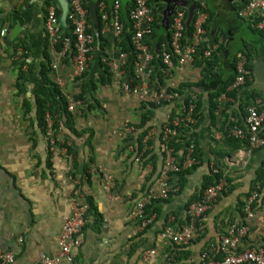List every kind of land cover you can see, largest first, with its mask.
Listing matches in <instances>:
<instances>
[{"label":"crops","instance_id":"0c3cea01","mask_svg":"<svg viewBox=\"0 0 264 264\" xmlns=\"http://www.w3.org/2000/svg\"><path fill=\"white\" fill-rule=\"evenodd\" d=\"M116 1L123 31L128 34L131 31L126 28L131 25L128 8L133 0H86L87 18H90L92 4L96 6L98 19L100 6L104 4L109 9ZM146 1L151 12V8L161 6L157 12L162 20L166 0ZM184 1L195 7L189 26L198 12L207 15L200 50L216 48L209 57L199 51L193 62L174 68L166 86L198 82L206 60L212 62L215 79L222 83L234 81L236 64L242 58L246 60L244 84L239 89L227 90L232 95L220 97L215 126L211 125L208 114L207 92L201 88L187 89L184 96L154 111L145 127L148 131L154 130L153 137L144 148L146 131L141 140V151H138L137 141L145 128L134 130L132 127L139 123L143 113L141 101L121 91L119 77L114 73L111 72L112 80L106 82L107 76L101 65V59L118 61L120 55L116 45L120 36L114 35L109 21L101 20L100 29L97 25L89 30L97 32L99 38L89 54L86 72L80 79L72 81L70 57L59 58L57 46H51L44 30L46 0H0V249L12 251L17 264H33L41 254L53 257L58 252L62 218L69 212L71 201L76 200L88 208V198L101 215L102 222L97 226L92 213L87 210V222L80 234L81 245L73 250V261L62 264H137L143 253L150 249L156 253L146 264H164L175 257H181L182 263L200 264L199 255L206 244L217 243L227 226L232 224L246 228L241 249L260 248L264 244V213L260 201L252 203L254 215L250 220L239 204V201L245 204V195L255 190L258 174L264 173V147H237L228 144L223 134L232 136L234 128L244 129L248 107L245 101L259 112L264 111V84L259 83L253 73L258 58L264 56L263 34L256 28V18L245 20L238 15L245 0ZM178 9L185 13V34L189 39L192 32L188 35V9ZM2 30L6 32L1 36ZM100 44L103 53L99 50ZM17 49L26 52L24 60L15 59ZM45 53L51 68L47 77L66 99L79 100L82 87L85 89L88 104L76 108V111L85 108V113L79 118L80 123L75 120V128L93 131L91 143L95 163L86 172L83 168L89 165L91 153L83 138H69L66 141L69 153L61 161L52 158L51 169L47 166V141L36 120V98H49L54 111L59 112V97L51 95L40 74ZM24 62L26 67L22 65L21 71L26 76L18 89L21 74L18 65ZM124 67L122 70L127 74ZM59 80L61 86L56 84ZM201 93L200 123L195 130L199 164L182 177V190L178 184L181 177L170 178L169 186L174 195L167 203L148 199L150 190H158L156 179L163 162L159 133L166 116L170 109H176V106L179 109L185 97ZM261 133L264 135V122ZM146 152L149 154L145 156ZM73 164H76L75 178L69 174ZM212 167L227 175L230 179L227 188L231 190L222 193L206 213L201 239L177 251L179 255L175 254L173 245L160 240V232L168 219H172L175 228L184 225L187 219L185 204L196 191L199 193L205 178L212 174ZM102 174L111 180L107 183ZM143 198L147 204L160 201L156 204L159 211L152 215L147 228L138 230V223L129 219L128 214L134 203Z\"/></svg>","mask_w":264,"mask_h":264},{"label":"built area","instance_id":"2783aa9c","mask_svg":"<svg viewBox=\"0 0 264 264\" xmlns=\"http://www.w3.org/2000/svg\"><path fill=\"white\" fill-rule=\"evenodd\" d=\"M69 12L67 15V24L69 32L64 33L59 16L58 7L50 4L46 7L44 15V30L49 43L53 47H58L57 53L61 60L70 57L73 65V71L70 75L72 81L80 79L88 67L89 54L93 45L99 38L97 32H90L88 29L86 0H68ZM132 9L129 12V20L132 27L131 42L134 46L135 56L131 58L133 65L135 81L131 75H127L122 70L127 65V54L120 53L118 61H108L103 58L102 62L109 68V71L119 77V88L125 94L136 96L141 102H149L159 105L162 102H171L174 96L167 92L166 88L155 89L150 87L152 68L149 64L153 60V54L146 44L145 38L152 33L154 17L146 0H133ZM119 4L114 2L108 9L104 4L100 6V15L103 22L110 23L112 31L116 37L121 36L123 26L119 16ZM238 15L242 19L256 18V28L264 36V0H245L243 8ZM185 13L183 10H175L170 26L169 50L162 51V63L169 69H173V59L177 60V67L194 61L202 46L203 36L205 34L204 24L207 15L200 11L192 24V34L187 39L185 34ZM67 26V28H68ZM6 30L1 31V36ZM215 49L216 47L213 46ZM212 48V49H213ZM211 50H203L204 57L211 55ZM26 52L23 49H17L15 59L24 60ZM26 62L22 65L26 67ZM246 60L242 58L236 64V76L234 81L227 88L228 91L239 89L244 84V74ZM55 68V66L53 67ZM58 86L62 83L57 81ZM170 88H176L169 85ZM80 100L72 101L67 99V111L74 114L76 108L81 106ZM194 105L190 104L183 119L176 117L172 121L166 116L163 125V162L156 183L157 192L150 190L147 198L156 200H167L171 188L169 180L172 176H178L181 172L191 169L199 164V157L196 154L194 143L188 147L186 154L181 158H176L171 149L167 147V141L176 135V131L169 127H178L182 121L194 124ZM48 133L50 135V149L53 151V159L61 160V156L66 154L67 143L62 136L55 133L52 129V120L46 117ZM264 122V111L259 112L254 106L249 105L246 108V117L244 129L234 128L232 136L247 141L249 148L259 149L264 147V135L261 133V125ZM154 130L147 131L144 138V148L148 146L147 141L153 137ZM61 157V158H60ZM212 174L218 175L219 170L212 167ZM103 179L108 183L110 177L102 174ZM227 175L225 173L217 182L204 189L203 195L198 202L192 203L187 211L186 224L175 228L172 219L166 220L160 232V240L164 243H171L175 246H187L199 237V231L202 227L206 213L216 203L218 197L227 189ZM117 200V198H116ZM260 201L261 211L264 213V190L259 185L250 194L244 204L245 216L250 220L254 213L251 205L254 201ZM146 199H139L132 206L128 218L135 220L138 224V230H143L152 222L153 216H145ZM69 212L62 218V229L58 238V252L53 257L41 254L38 261L33 264H62L73 261V250L81 245L80 234L87 222V206L76 200H72ZM246 234V228L239 225H229L225 233L220 237L217 245H211L209 249L202 253V264H264V247L260 248H240L241 240ZM155 250L150 249L143 253L137 264H146L155 255ZM220 256L219 259L216 255ZM0 264H17L15 255L10 250L0 249ZM164 264H170L169 262Z\"/></svg>","mask_w":264,"mask_h":264},{"label":"trees","instance_id":"16d2710c","mask_svg":"<svg viewBox=\"0 0 264 264\" xmlns=\"http://www.w3.org/2000/svg\"><path fill=\"white\" fill-rule=\"evenodd\" d=\"M50 4H55L58 7V16H60V8L56 2V0H46L45 2V6L47 7ZM132 4L130 5V7L128 8V15L130 10L132 9ZM151 7V6H150ZM152 9V15L154 17V22L152 25V33L149 37L145 38L146 44L148 45L149 49L151 50L152 54H153V60L152 62L149 64V67L152 68V75H151V81H150V87L155 88V89H159V88H166L167 87V92L172 94L174 96L173 101L171 102H162L159 105L157 104H153V103H149V102H141V109L143 111V113L141 114V118L139 123L132 127V129L134 130H142V128H145L147 126V124L149 123V121H151V119L154 116V111L162 106H167L170 105L172 102H174L175 100H177L178 97L180 96H184L187 89H199L201 88L204 92H207V105H208V114H209V118L211 120V125L215 126L216 125V115L215 113L218 112L220 104L218 102V100L220 99V97L222 95H228L231 93H228L227 88L229 87V85L232 83L233 79H231V81H229L228 83H222V81H219L217 79L214 78V76H216L213 71H212V62L211 60H206V66L203 67L202 71H201V79L196 82V83H184V84H179V86H177L176 88H170L169 86H166L165 82H167L171 76L173 75V71L174 68L177 67V60H175V58L173 59V65L174 68L173 69H169L166 66L163 65L162 63V51L163 50H169V41H170V31H165L161 26V16L160 14L157 12L158 10L161 9V6H158L156 9L155 8H151ZM98 27L100 29L101 27V15L98 14ZM257 22V21H256ZM88 27L89 30H93L95 29V25L92 23V21L90 20V18L88 17ZM64 33H68L69 32V26L68 28L64 29L63 27H61ZM126 28H130V33H126V30L122 32L120 39L118 42H116L117 48L120 51V53H126L128 58H127V64L124 69L125 72L127 73V75H131V77H133V81H135V77H134V71H133V65L131 62V58L135 56L134 53V46L131 42V38H132V27L129 24L128 27ZM192 32V26L188 27V35H190ZM264 39V36H263ZM103 39H101L102 41ZM24 49V48H23ZM58 49V47H57ZM99 50L103 53L104 49L103 46L100 44L99 45ZM248 58V56H246ZM102 61V59H101ZM49 57L46 55L45 53V61L44 63H42L41 66V70H40V74L43 80V83L48 86L49 91H51V95H58L59 97V112L54 111L53 106L51 104V100L49 98H42L40 96H38L36 98V120L40 129L41 134L43 135V137H45L46 141H47V166L49 169H51V159L53 158V151L50 149V135L48 133V127H47V122H46V117L48 116L51 120H52V129L55 133H58L62 136L63 140L66 142L69 138L71 137H75V138H83L84 139V145L89 149V152L91 153L89 156V165H85L83 168V172H86V170L90 167V165L94 166V158L92 156V138H93V131L91 129H83L78 131L75 128V117L72 113L67 111V99L65 98V96L60 92V90L58 89V87L52 83L49 79H48V73L51 70V68L49 67ZM29 64H27L28 66ZM101 65L104 69V73L107 76L106 82H110L112 80V73L109 71V68L101 62ZM22 64L19 63L18 65V69L21 72V74L18 76V89L20 86V82L22 80H24L26 74L23 73L22 70ZM127 68L129 70H127ZM128 71V72H127ZM105 82H103L104 84ZM81 94L79 95V100L81 102L85 101V89L84 87H82L81 89ZM232 95V94H231ZM202 100H203V93L201 94H192L190 96H187L183 99L182 103L179 104L178 108L179 109H175L172 108L170 109L169 112V120L172 121L174 118L179 117L181 119H183L185 117V114L187 112V109L189 107L190 104H193L194 107V119H195V123L194 124H190L187 123L186 121H182L178 127H172L169 126L171 128H173L176 131V135L171 137L168 141H167V147L169 149H171L172 154L176 157V158H181L183 157L186 152L188 147L191 145V143H194L195 148L197 147L196 144V133L195 130L198 127L199 123H200V114H199V109L201 107L202 104ZM247 102V103H245ZM245 105L249 106L248 104V100L245 101ZM246 117V116H245ZM163 127V125H162ZM161 127L160 129V133H159V141L161 144V151L163 153V145L164 142L162 141L163 138V128ZM147 128H145L142 133L141 136L139 137V140L137 141L138 144V151H141L142 148V143L141 140L143 139V136L145 135ZM65 131V134L64 132ZM224 137L227 138V142L228 144H235L237 147H240L242 145H245L249 148V145L247 143V141L245 140H240L237 139L235 137H232L230 135H228V133H223ZM150 145V143H149ZM66 155L69 153V147L66 146ZM149 152H146L145 156L148 155ZM196 154L198 155L199 153L196 150ZM149 159V158H148ZM151 160V159H150ZM153 161V160H152ZM197 166H193L191 169L187 170V171H183L181 172L178 176H180L181 178L184 177V175L189 174L191 171H193ZM76 169V164H73L69 174L71 175L72 178H75V170ZM161 169V168H160ZM160 171L158 172V176H159ZM222 172L219 171L218 175H213L210 174L208 177L205 178L202 187H200L199 189V193L196 191L190 198L189 200L186 202L185 204V209L187 211L188 207L194 203V202H198L202 195H203V191L205 188L214 185L217 180L222 176ZM178 181L180 190L183 189L184 187V179L182 178ZM228 186L230 185V179H226ZM256 186H260L264 188V173H259L256 179ZM181 183V184H180ZM256 188V187H255ZM228 190L224 191L223 194H227V192H229L231 189L230 187L227 188ZM173 192H169V196L167 200H163L162 203H167L171 197L173 196ZM250 196L249 194L245 195V198H248ZM86 203L88 204V211L92 213V216L94 218V223L98 226H100L101 222H102V217L101 215L97 212V210L95 209V207L93 206L91 200L88 198L86 199ZM160 201H151L150 203L146 204L145 207V216L146 217H151L153 214H157L159 209L157 207V203ZM239 204L242 206V209L244 207V203L241 201H239ZM243 214V213H242ZM187 220V219H186ZM187 222V221H186ZM186 222H184V224H186ZM229 226V225H228ZM227 226V227H228ZM203 230V223H202V227L200 228L199 231V237L194 240L192 243L198 242L201 237L203 236L202 233ZM219 242V241H218ZM217 242V243H218ZM192 243H190L189 245H191ZM217 243L215 242H209L206 244V246L204 247V249L200 252L199 255V261L200 264H202V253L207 251L209 249V247L211 245H217ZM264 243V241H263ZM173 245V250L172 252H174L175 254H178L177 251H180V249H185L187 246H179V247H175L174 244ZM262 247H264V244L262 245ZM175 257V256H174ZM216 258L219 259L220 256L219 254L216 255ZM181 257H175L173 260H170L169 263L170 264H187L185 262L182 263L181 261Z\"/></svg>","mask_w":264,"mask_h":264},{"label":"water","instance_id":"95a60500","mask_svg":"<svg viewBox=\"0 0 264 264\" xmlns=\"http://www.w3.org/2000/svg\"><path fill=\"white\" fill-rule=\"evenodd\" d=\"M59 8H60V16L59 21L63 28H67V15L69 12V3L68 0H56ZM180 7H187L188 14H187V20L186 25L189 26L192 17L194 14L195 7L192 5H189L184 0H166V6L164 10L162 11V20L161 24L162 27L165 28V30H169V25L171 21V17L173 16L175 10ZM90 19L93 21V24L97 26L98 19L96 18V6L94 4L91 5L90 13H89ZM253 73L255 75V78L257 81L261 84H264V56H261L258 58L257 63L254 67Z\"/></svg>","mask_w":264,"mask_h":264},{"label":"rangeland","instance_id":"374dc122","mask_svg":"<svg viewBox=\"0 0 264 264\" xmlns=\"http://www.w3.org/2000/svg\"><path fill=\"white\" fill-rule=\"evenodd\" d=\"M247 37H250V35H247ZM238 38H239V37H237V40H236V41H238ZM250 38H251V37H250ZM82 104H83L84 106H87V104H88V99L85 98V101H83ZM176 109H177V106H176ZM76 112H78V113H75V114H73V115H74V117H75L76 122H77V120H78V122L80 123L79 118H81V116L85 113V108L83 109V107H82V108H80V110L77 109ZM61 157H63V156H61ZM61 157H60V158H61ZM61 160H62V158H61ZM61 160H60V161H61ZM55 161H58V160L55 159Z\"/></svg>","mask_w":264,"mask_h":264}]
</instances>
